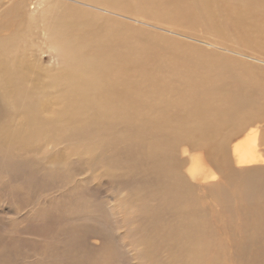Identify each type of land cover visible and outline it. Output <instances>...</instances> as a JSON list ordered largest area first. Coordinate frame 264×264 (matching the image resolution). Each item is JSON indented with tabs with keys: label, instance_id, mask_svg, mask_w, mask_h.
Listing matches in <instances>:
<instances>
[{
	"label": "rangeland",
	"instance_id": "374dc122",
	"mask_svg": "<svg viewBox=\"0 0 264 264\" xmlns=\"http://www.w3.org/2000/svg\"><path fill=\"white\" fill-rule=\"evenodd\" d=\"M77 1L0 0V25L21 35L24 86L35 83L45 123L27 148L0 140V264H193L195 251L201 264H248L239 251L245 217L222 201L251 185L232 150L248 122L261 126L264 147V0ZM69 31L74 53L86 56L98 36L120 31L118 43H129L121 57L142 69L144 92L167 86V97L184 90L185 99L194 95L187 86L208 101L188 120L171 100L170 135L123 137L113 118L103 135L92 131V149L91 132L82 144L55 138L68 132L48 124L68 109L70 87L58 76L68 70L60 45ZM6 108L0 127L14 124Z\"/></svg>",
	"mask_w": 264,
	"mask_h": 264
},
{
	"label": "bare ground",
	"instance_id": "6f19581e",
	"mask_svg": "<svg viewBox=\"0 0 264 264\" xmlns=\"http://www.w3.org/2000/svg\"><path fill=\"white\" fill-rule=\"evenodd\" d=\"M77 2L79 3V1ZM82 4L90 6L91 9L96 11H110L106 9L107 7H99V5L93 3ZM115 13L117 12L115 11ZM141 23L143 22L141 21ZM93 30L95 31L94 35L99 32V29L97 30L95 25L94 29L91 31ZM119 33L120 31L113 35L107 32L105 34L107 38L104 36L103 41H100V36H98L97 41L95 43L92 42V48L95 47L94 52H91L88 56L82 53L79 55L74 53L73 45L75 39L74 36H71L70 31L69 34H67V41L63 40V44L60 46H62L61 50H63V54L65 53L69 56V62L66 60L65 65L68 70L63 76L59 75L58 78H66L70 87V91L68 92L69 96L67 99L65 98L68 109L65 113L58 112L63 118L62 121H60L61 118H58L59 120L57 122H51L48 125L52 126L53 129L60 126L66 127L65 129H67L68 132L65 134H57L55 138L58 139V136H61L66 138L69 143L82 144L86 141L84 138L91 132V140L85 143L88 145V148L92 149L97 146V144L94 143L92 131H97H94L96 135H103L106 131L114 127L115 124L113 120H117L119 123L118 125L124 127V130L121 127L123 137L124 135L128 136L132 133L142 136L153 135L156 132L158 135H170L171 129L167 126V119L168 114L171 112L166 105H172L170 104L172 103L171 100L177 102L173 105V112L185 110L186 114L180 113V116L187 117L188 120L196 119L199 114V109H202L201 104L208 101L202 97L199 92L191 91L187 86H185L187 91L194 95L185 96V99L184 90H180L173 98L169 95L167 97L166 92H171L166 88L167 86H165V88L161 86V89H158L159 91L155 94L150 91L144 92L142 87L147 83V78L144 76L142 77V69L130 63L128 57H125V59L121 57L123 56L122 52L129 48V43H118V36L121 35ZM79 34L80 32L78 31L75 37H78ZM76 47H78V45ZM22 50L23 44L18 29L10 25H0V98L3 101L0 107H8L13 110L14 113L13 126L5 125L0 127V140H4L10 147L14 145L15 148H27L35 138H39V135L42 134L41 128L44 127L45 124L38 119L40 117V107H38L37 104L40 102H35L37 97L36 92L38 91L35 83L30 82V88H28L30 90L25 89L24 86L26 76L23 73L24 63L22 58H20V54L24 53ZM63 58L66 59L65 57ZM32 70L34 69L32 68ZM60 73L61 72H59V74ZM158 79L164 80L165 78L159 75ZM61 82L64 81L61 80ZM39 99L40 98H38V100ZM153 103H155V106L152 105ZM91 107L95 109V112L90 113L91 115L85 120L80 113ZM64 114H66V116H64ZM147 114H153L159 117L157 118V123L154 117L152 118ZM28 115L30 116L29 119H27ZM159 119L161 125H159ZM248 123L249 125L243 131L245 138L237 141L233 145L232 150L236 158L235 165L242 167L243 171L252 174V176L248 178L251 180V185L245 191L234 190L230 192L228 189V192L223 194L227 199L222 202H224V205L232 206L234 201L245 217V225L242 228L243 237L239 250L241 255H243V262L248 264H264V167L260 166L250 170H244L247 168H243L252 164L264 165V147H260L261 126L259 124L254 125L252 122ZM68 125L70 126L68 127ZM190 130L191 128H189V131ZM101 137L106 138V136ZM107 143L110 144L111 142L107 140ZM128 147L127 150L132 152L131 147ZM195 161L196 158H193L192 164ZM197 161H199L197 164H200L198 158ZM190 174L192 175V173ZM219 243L221 245V242ZM192 255L193 264H201V261L204 263L207 261L202 255L197 254L196 251L193 252ZM214 259L215 258L212 259V262Z\"/></svg>",
	"mask_w": 264,
	"mask_h": 264
}]
</instances>
